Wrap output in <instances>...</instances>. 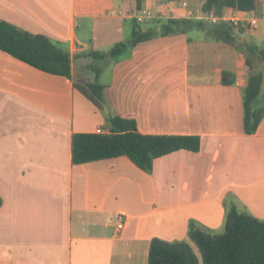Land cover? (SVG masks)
<instances>
[{
    "label": "crops",
    "instance_id": "1",
    "mask_svg": "<svg viewBox=\"0 0 264 264\" xmlns=\"http://www.w3.org/2000/svg\"><path fill=\"white\" fill-rule=\"evenodd\" d=\"M203 2L0 0V19L71 56L68 77L0 50V264H148L152 239L188 241L190 220L218 233L229 206L264 219V113L247 134L243 52L198 29L155 35L100 60L103 109L74 85V59L128 39L136 13L151 12L143 29L158 27L204 19ZM224 15L243 25L242 37L256 19L249 35L264 44V0ZM114 114L141 133L198 135L200 149L158 157L151 173L127 156L73 164L72 135L107 128Z\"/></svg>",
    "mask_w": 264,
    "mask_h": 264
},
{
    "label": "trees",
    "instance_id": "2",
    "mask_svg": "<svg viewBox=\"0 0 264 264\" xmlns=\"http://www.w3.org/2000/svg\"><path fill=\"white\" fill-rule=\"evenodd\" d=\"M259 0H204L201 12L222 17L227 8L244 12L256 9ZM202 30L212 38L240 52L247 50L264 63V47L251 35L242 37L245 28L240 22L221 19L208 23L202 18H167L158 27L143 29L134 21L131 35L114 43L106 51H89L85 57L103 60L115 58L155 35ZM0 50L11 54L38 69L70 77L71 56L61 45L44 34L32 33L0 19ZM248 83L243 89V127L247 134L254 133L264 113L263 75L256 72L250 59L245 57ZM94 81L74 82L75 87L95 106L103 109L104 85L98 81L100 66H93ZM223 83H228L223 74ZM108 132L74 133L71 139V160L79 164L99 159L127 156L137 166L151 173L154 160L180 149L197 152L198 135L145 134L137 129L135 120L114 114L107 117ZM1 203V201H0ZM188 241H165L153 238L148 264H264V219L236 206L226 208L223 230L214 233L196 220H190ZM192 243L200 259L190 247Z\"/></svg>",
    "mask_w": 264,
    "mask_h": 264
},
{
    "label": "rangeland",
    "instance_id": "3",
    "mask_svg": "<svg viewBox=\"0 0 264 264\" xmlns=\"http://www.w3.org/2000/svg\"><path fill=\"white\" fill-rule=\"evenodd\" d=\"M205 21H207L209 24L211 23L207 16L204 18ZM140 26L141 27H145L148 25V22L142 21L140 22ZM248 30V34H246V36H248L250 34V32H252L254 30V27H247ZM261 47H264V44L262 42H259L258 44ZM243 54L244 56L248 57L250 59V61L252 62V65L254 67V70L256 72H261L263 75V84L262 87L264 89V63L262 61H260L254 54L249 53L246 49L243 50ZM102 65V61L98 60V59H93L92 57H88V58H84V59H80L77 60L76 58L74 59L73 62V68H74V77L76 79L77 82H85L88 80V77H92L94 75V71H93V66H101ZM110 71L108 69H105L102 71L101 73V77H100V81H105L106 79L109 78V73ZM223 228L219 230L218 233L222 232Z\"/></svg>",
    "mask_w": 264,
    "mask_h": 264
},
{
    "label": "built area",
    "instance_id": "4",
    "mask_svg": "<svg viewBox=\"0 0 264 264\" xmlns=\"http://www.w3.org/2000/svg\"><path fill=\"white\" fill-rule=\"evenodd\" d=\"M150 16H151V12L149 10H147V9H143L140 12H138V13L135 14L134 19L136 20V22H142V21H144L146 18H148ZM207 18L212 23H217L221 19L228 20V21H232L233 23H236L234 21V19L227 18V17H225V15H223L222 17H218V16H215L213 14H209L207 16ZM250 26H252V27H255L256 26V19H252L250 21ZM107 132H108V129L107 128H104V127H101V126H99V127H97L95 129V133H107ZM122 226H123V222L122 221H119L118 222V227H122Z\"/></svg>",
    "mask_w": 264,
    "mask_h": 264
}]
</instances>
